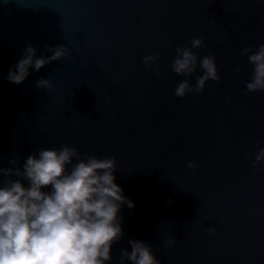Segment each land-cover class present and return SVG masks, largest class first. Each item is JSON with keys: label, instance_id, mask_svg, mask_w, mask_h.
I'll return each instance as SVG.
<instances>
[{"label": "water", "instance_id": "1", "mask_svg": "<svg viewBox=\"0 0 264 264\" xmlns=\"http://www.w3.org/2000/svg\"><path fill=\"white\" fill-rule=\"evenodd\" d=\"M193 37L220 79L180 98L185 77L171 62ZM28 42L38 56L61 44L69 55L9 83ZM260 43L264 0H0V166L65 144L115 157L135 207L122 209L113 264L129 237L161 264H264V167L252 166L264 147V91L245 90L252 68L239 55ZM39 78L51 87L37 88Z\"/></svg>", "mask_w": 264, "mask_h": 264}, {"label": "clouds", "instance_id": "2", "mask_svg": "<svg viewBox=\"0 0 264 264\" xmlns=\"http://www.w3.org/2000/svg\"><path fill=\"white\" fill-rule=\"evenodd\" d=\"M49 55H37L31 42L20 59L8 69L5 79L21 84L31 71L69 55L64 45L45 46ZM204 47L200 37L190 46L175 48L171 70L185 79L174 88V95L201 93L206 82L219 81L214 54L198 56L194 49ZM158 53L142 57L154 65ZM247 57L252 71L245 82L247 92L264 91V43L239 52ZM234 72L240 71L237 64ZM195 75V84L188 77ZM157 76L160 75L156 66ZM37 88H50L47 78L36 81ZM253 170L264 167V147L255 153ZM188 167L195 165L189 162ZM116 160L82 153L74 145L38 148L21 158L11 155L7 166H0V264H113L112 250L125 240L122 209L134 202L116 182ZM214 231L210 229V232ZM175 243L166 238L165 247ZM116 264H161L151 245L139 238H127L119 249Z\"/></svg>", "mask_w": 264, "mask_h": 264}]
</instances>
